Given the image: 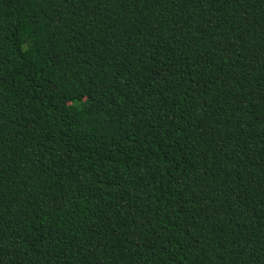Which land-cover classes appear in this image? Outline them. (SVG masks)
Returning <instances> with one entry per match:
<instances>
[{
  "label": "trees",
  "instance_id": "16d2710c",
  "mask_svg": "<svg viewBox=\"0 0 264 264\" xmlns=\"http://www.w3.org/2000/svg\"><path fill=\"white\" fill-rule=\"evenodd\" d=\"M0 264H264V0H0Z\"/></svg>",
  "mask_w": 264,
  "mask_h": 264
}]
</instances>
